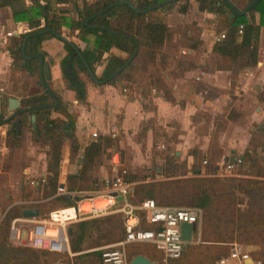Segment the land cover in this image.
Segmentation results:
<instances>
[{"label": "trees", "instance_id": "trees-1", "mask_svg": "<svg viewBox=\"0 0 264 264\" xmlns=\"http://www.w3.org/2000/svg\"><path fill=\"white\" fill-rule=\"evenodd\" d=\"M69 1L73 4L74 14L71 16L58 14V4ZM128 1L29 0V4H25L24 0H0V5L10 6L13 20H24L29 28L16 35L8 36L6 49L11 57L9 67L24 68L29 73L35 72L40 90L35 94L27 95L25 98H19V105L20 107H30L25 113H33L35 116L34 127L30 129L31 138L35 141H49L51 145L50 151H46L47 169L44 184L41 188L31 189L22 183L21 187L27 189V196L30 192L37 191H40L39 196L41 197L52 194L55 191V186L59 183V170L57 168H59V161L65 154V152L63 153L64 146H68L67 157H70V153H74L78 149V142L72 130V120H70L66 110V102L59 100L58 104L52 108L46 105L56 103L59 97L48 83L49 76H45L44 73L43 62L48 64L50 59L45 58L46 53L41 48V41L46 37L61 34V26H65L67 36L73 33L80 41L91 44L90 48L79 47L70 38L62 40L65 53L61 58L60 65L65 78V87L71 89L74 92V97L79 101L84 100L85 93L77 74L78 71L89 76L87 72L89 69L95 78L90 79L95 84L119 82L122 79L129 81L128 79L134 78L132 72L137 61L142 60L143 63L145 60L152 61L168 34L166 23L156 12L168 11L173 8L176 0H166L157 6L154 4L162 0ZM249 1L247 0L246 4ZM195 2L199 10L214 12L220 17L219 20L223 21L222 26L216 28L217 34L223 32V36L213 41L212 51L227 58L232 65L254 64L259 25L264 23V0H255L243 13L233 12L231 16L228 14L232 11V7L227 0H195ZM186 6L187 2L180 3L176 9L183 12ZM254 13L258 14V22L253 19ZM239 23L242 25L240 31H238ZM111 48L118 49L123 54L113 53L110 51ZM105 52L107 54L103 55ZM23 55L27 56L24 57ZM39 59L42 61L40 69L38 67ZM66 61H69L70 77L65 73ZM102 61L104 62L100 73L95 74V66ZM157 86L162 90L164 98L173 99L170 91L162 82H159V85L157 83ZM262 91L264 92V88ZM49 109L61 112L67 117L66 120L48 116ZM19 114H23V112L10 115L5 120L0 114V123L9 125L5 129V143L9 149L16 144L20 134V127L17 130L15 123ZM59 122L62 125L59 126ZM65 122L66 125H64ZM254 132L264 136L262 132L257 130ZM106 139V135H97L82 148L78 169L74 173L65 174V179L62 182L63 187L84 190L97 186V179L88 171L94 165L96 157L107 146L105 145ZM165 155L166 171L172 172L175 167L173 163L175 155L170 152ZM261 160L262 158L258 156L254 147L246 146L237 167L251 170L255 161L260 162ZM191 171L196 173L199 168L191 167ZM123 176L126 180L132 181L133 189L129 199L133 203L139 202L144 197H150L156 204L177 205L186 203L190 204L189 206H198L201 210L200 227L197 229L196 225L194 226L193 236L200 232L203 236L205 235L204 237H212L213 240L235 238L246 243H261L264 240V180L260 184H256L258 180L246 178L244 182L240 181L237 186L229 185L231 191L233 187H237L246 197L245 205L239 208L233 204L232 199H228V194L222 195L220 205L214 204L213 197L216 196V190H214L212 183L215 179L208 176H185L181 179V182L184 183L174 185L177 190L173 189L169 180L144 183L146 174H142L143 179H139L138 174L126 170ZM49 199H57L59 206L70 204L69 199L64 196H52L30 204L13 203L7 208L0 220V264H40L37 251L27 246L8 242L7 228L10 218L21 215V209L24 207H37L38 215H45L49 209L56 207L51 206L45 212L43 211L41 206ZM237 201L241 202V200ZM8 203L3 204L0 209ZM138 213L140 215L139 225L143 228L150 227V224L143 219L142 211L138 210ZM69 225L71 231L67 236L71 251H78L81 248V242L85 238L92 237V233H95L93 244L101 243L100 239L103 238H105L104 241H115L123 236L120 212L104 214L102 218L93 217L74 221ZM206 230H208L207 235L205 234ZM134 244L136 242L125 244L127 260L135 254H143L160 263L161 252L153 244L147 242L152 247L150 249H137ZM191 246L186 243L179 256L170 258L168 264H191L192 260L186 254V248ZM225 251L226 248L221 246V250L214 254L210 264H214V261ZM93 253L97 254L99 264H101L99 250H93ZM203 256L207 257L206 254ZM252 258L259 260L260 264H264V244L260 246L258 254L252 255ZM203 263V260L198 259V264ZM42 264L48 263L42 262Z\"/></svg>", "mask_w": 264, "mask_h": 264}, {"label": "rangeland", "instance_id": "rangeland-1", "mask_svg": "<svg viewBox=\"0 0 264 264\" xmlns=\"http://www.w3.org/2000/svg\"><path fill=\"white\" fill-rule=\"evenodd\" d=\"M222 22L221 19H218L216 28H220L223 24ZM165 59L163 50L159 49L152 61L145 60L144 63L142 60L137 61L132 72L134 78L128 79L129 81L125 79L119 81L121 83L120 85H122V92L137 99L139 103H142L141 109L144 111L143 117L133 129L132 127H128L124 132H121L120 129L115 128L114 136L108 135L110 127L113 125L103 130L96 129L97 132H100L98 135H101V133L106 135L105 145L107 146L96 157L94 165L88 172L92 176H95L96 179L102 175H109L111 173L108 161L109 154L116 150L122 166L126 170L138 174L139 179H143L141 175L146 174L144 176V183L169 180L173 185V189L177 190L174 185L176 183H184L181 182V179L185 176H208L215 179L212 183L214 190H216V196L214 195L213 197L215 205H220L222 203V195L228 194L229 198H227L232 199L235 206L242 208L245 205V195L237 187H233L231 191L229 185L237 186L240 181L244 182L246 178L258 180L256 184H260L264 180V136L254 132V130L248 135L247 147H254L257 150L258 156L262 158L260 162L255 161L254 167L251 170L236 167L234 169L235 174L233 175H214V160L229 158L234 155V152H242L241 146L243 142L241 141L242 134H240V129L224 119L223 114H213L211 116L201 109L194 110L190 113L184 111L183 98H176L172 95L162 75L163 71L167 72ZM3 78L0 81V86L3 87V90L17 95L19 98H25L27 95L35 94L36 91L40 90L35 72L29 73L24 68H10ZM159 82H162L170 91L172 100L162 96V90L157 86ZM122 88H125V90ZM154 95H159L171 105L166 110L157 113L155 105L152 102V96ZM68 114L70 120H72L73 130V115ZM227 114L228 117L232 116L229 112ZM48 116L58 118L59 120H66L67 118L61 112L54 111L53 109H49ZM20 119V134L17 137L16 144L10 149L5 143L6 124H0V207L6 202L13 201L16 204L20 198L27 196V189L20 187V182L26 177L33 176L35 171L41 168L42 161L44 160H46V166L44 167L47 169L46 151L48 152L51 149L49 141L33 140L30 136V124L32 122L27 123L24 116L20 117ZM60 125H62L61 122H59ZM64 125L66 124L64 123ZM96 137L94 136L92 138ZM90 140L92 139H88L86 144ZM80 145L82 144L78 143L77 151L70 153V157H68L76 166L75 171H70V169L65 168L67 164L65 160L62 171L60 170V166L57 168L60 179L64 180L65 174L77 171V164H79L78 161L80 162L82 154ZM180 145H183V147ZM175 148H181L184 152L181 155H175L173 158V163L175 164L174 170L167 172V163L164 161L165 154L167 152L172 153V150ZM64 150L63 153L65 152V154L62 158L65 157L68 146L65 145ZM204 157L207 159L206 163L202 162V158ZM98 162H101L102 173L101 171L98 173ZM29 163H31L30 169L33 168L30 171L31 174L34 173L33 175L27 174V165ZM59 164H61V161H59ZM191 167L199 168V171L193 173ZM73 189L80 190V188ZM39 195L40 191L29 193L30 198ZM219 199L221 200L219 201ZM116 200V204H120L118 196ZM237 200H241V202ZM58 202L57 199H49L41 208L45 212L51 206H59L57 205ZM177 205L185 206L190 204L183 203ZM102 217L104 215L96 216L95 218ZM200 220L201 218H199L198 227H200ZM207 233L208 230H206L205 234L207 235ZM94 235L95 233H92V237L85 238L81 242V248L78 251H71L69 249V252L56 253L24 244L21 246H27L37 251L38 262L40 264L42 262L50 264L52 261H57L59 264H91V262L92 264H99V258L96 253H93V250H98L99 246L113 242L114 240L104 241L105 238H103L100 239L101 243L93 244ZM204 236L200 232H197L192 237V241L188 243L192 245L190 248H186L187 257L192 260L191 264H198V259L203 260V264H210L214 254L221 250V246L226 248V251L222 255L228 251L230 244L235 243L252 257V255L258 254L260 246L264 244V240L261 243H246L235 238L231 240H213L212 237ZM8 242L10 241L8 240ZM134 247L137 249L152 248L147 242H136ZM205 254L207 257L203 256ZM181 262L184 263L183 261Z\"/></svg>", "mask_w": 264, "mask_h": 264}, {"label": "crops", "instance_id": "crops-1", "mask_svg": "<svg viewBox=\"0 0 264 264\" xmlns=\"http://www.w3.org/2000/svg\"><path fill=\"white\" fill-rule=\"evenodd\" d=\"M24 2L29 4V0ZM184 2H187L185 10L177 11L178 3ZM227 2L234 8L241 9L247 0H227ZM58 6V14L67 16L74 14L71 1L59 3ZM156 13L162 17L168 27V34L160 50H163L166 57L167 72L163 71L162 75L172 95L183 98V110L188 113L201 109L211 116L223 114L224 119L240 129L243 152L252 130L264 134V92L262 91L264 88V23L259 25L255 63L236 66L211 49L217 35L216 26L219 19L214 12L199 10L195 0H176L173 8ZM253 19L258 22L257 13H254ZM28 29L24 20L12 19L9 5H0V81L10 70L11 57L6 49L8 35L5 32L11 31L12 35H16ZM66 31L67 28L61 26V34L66 39L70 38L79 47H91V44L80 41L73 33L67 36ZM41 48L46 53L45 58L50 59L48 83L59 100L66 102L67 112L73 115V131L78 143L82 144L88 139H93L87 135L92 130H103L113 125L124 132L128 127L133 129L139 124L144 113L141 109L142 103L122 92L119 82L95 84L90 79V75L89 77L84 72L78 71L85 93L84 100L79 101L74 97V92L65 87V78L60 65L65 53L62 40L56 36L46 37L41 41ZM110 51L123 54L115 48H111ZM106 54L105 52L103 55ZM103 62L95 66V74L100 73ZM7 96H14L19 101V96L5 92L0 86V114L3 117L9 114L6 108ZM152 102L157 113L171 105L159 95L152 96ZM228 112L232 115L231 117H228ZM22 116L26 120L25 112L19 114V118ZM80 146L84 147L83 144ZM183 152L181 148L172 150L174 155H181ZM242 152H234V155L227 159L241 156ZM65 160L67 163L65 168L75 171L76 166L66 155L61 159L60 170L62 171ZM108 161L110 165V158ZM30 164L27 165V174H31L30 171L33 170V168L30 169ZM44 166H46V160L42 161L41 168L35 171V174L38 171L46 172ZM98 166V173L100 171L102 173L101 162H98ZM106 175L97 178V182Z\"/></svg>", "mask_w": 264, "mask_h": 264}, {"label": "built area", "instance_id": "built-area-1", "mask_svg": "<svg viewBox=\"0 0 264 264\" xmlns=\"http://www.w3.org/2000/svg\"><path fill=\"white\" fill-rule=\"evenodd\" d=\"M238 24V31L241 29ZM6 35H11V31H6ZM223 36L219 32L215 40ZM125 90V88H122ZM97 130L88 132L89 137L97 136ZM109 136H114L115 126L110 127ZM103 133H101L102 135ZM86 144V141L82 143ZM110 166L112 173L103 176L97 186L92 189L76 190L63 187L62 179L55 186V191L48 196L20 198L17 202L30 204L50 198L52 196H64L69 199L70 204L66 206H56L47 211L43 216H12L8 223L7 238L12 244L28 245L33 248L43 249L49 252L62 253L69 252L67 242V226L74 221L85 218L96 217L108 213L120 212L123 229V236L113 242L99 246V256L101 264H128L125 256V244L131 242H148L154 245L161 252L160 263L168 264L170 258L179 256L186 243L192 241L194 226L198 229V222L201 210L198 206H178L156 204L150 197H144L137 203L130 199L133 189L132 181L124 178L126 169L122 166L118 152L112 151L110 154ZM240 156L230 159H220L213 161L215 169L214 175H233L234 169ZM206 158L202 162L206 163ZM45 171H38L23 181L31 189L41 188L45 181ZM132 186V189H131ZM76 196V198L74 197ZM119 197L120 204H116V197ZM15 202H9L0 209V220L7 208ZM142 211L143 219L150 224V227L143 228L139 225ZM186 221L192 224L190 240H184L180 236V224ZM249 256L239 245L232 243L228 251L214 261V264H244L243 260ZM254 264H260L259 260L253 259Z\"/></svg>", "mask_w": 264, "mask_h": 264}, {"label": "water", "instance_id": "water-1", "mask_svg": "<svg viewBox=\"0 0 264 264\" xmlns=\"http://www.w3.org/2000/svg\"><path fill=\"white\" fill-rule=\"evenodd\" d=\"M121 2H129L128 0H119ZM163 1H166V0H162L156 4H154V6H157L159 3L163 2ZM255 0H250L247 4H245V6L241 9H236L234 8L233 6H230L232 7V11L229 13V16L232 15L233 12L235 13H243L246 8L251 5ZM56 36L58 38H60L61 40H66V37L62 34H56ZM24 57H26L27 55H23ZM42 64V61L41 59H39V62H38V67L40 69V66ZM43 68H44V73H45V76H49V71H48V64L47 62H43ZM87 72L89 73V75L91 76L92 79H95L93 77V74L89 71V69H87ZM65 73L68 77L71 76V73H70V69H69V61H66V64H65ZM46 88V87H45ZM59 102V99L57 100L56 103L54 104H46L48 107L52 108L54 105H57ZM36 107V106H35ZM6 108L7 110H9V114L5 117H3V120L6 119V117H9L10 115H14V114H17V113H20V112H25L27 110L30 109V107H19V101L16 97L14 96H7L6 97ZM34 114L33 113H29L26 115V120H27V123H30L32 122L31 124V128L34 127V124H33V121H34ZM16 128L18 130V127H19V124H20V118H16ZM66 124V122H65ZM9 125L6 124V128H8ZM131 189H132V186H131ZM76 198V196H74ZM21 215L23 216H38V208L37 207H33V206H29V207H24L21 209ZM191 228H192V224L189 223V222H186V221H183L181 222L180 224V236L182 239L184 240H190V232H191ZM71 231V226L68 225L67 228H66V232L67 234L70 233ZM243 263L244 264H254L253 263V258L251 256H247L244 260H243ZM50 264H59L57 261H52L50 262ZM128 264H158L155 260H150L148 259L145 255L143 254H135L133 256L130 257L129 261H128Z\"/></svg>", "mask_w": 264, "mask_h": 264}, {"label": "flooded vegetation", "instance_id": "flooded-vegetation-1", "mask_svg": "<svg viewBox=\"0 0 264 264\" xmlns=\"http://www.w3.org/2000/svg\"><path fill=\"white\" fill-rule=\"evenodd\" d=\"M25 115H27V113H25ZM19 127H20V124H19ZM19 127H18V128H19Z\"/></svg>", "mask_w": 264, "mask_h": 264}]
</instances>
